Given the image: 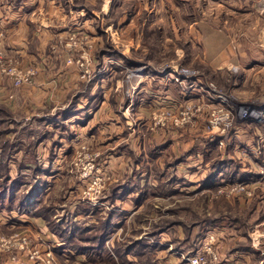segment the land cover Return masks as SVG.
<instances>
[{
	"label": "rangeland",
	"instance_id": "1",
	"mask_svg": "<svg viewBox=\"0 0 264 264\" xmlns=\"http://www.w3.org/2000/svg\"><path fill=\"white\" fill-rule=\"evenodd\" d=\"M60 1L71 29L54 45L73 65L68 83L40 108L0 103V171L8 164L18 181L13 201L0 203V264H189L212 233L221 264L229 255L264 264V147L241 144L235 125L223 139L209 127L217 94L194 98L260 100L264 81L248 96L230 89L234 73L201 47L204 31L238 37L253 27L264 0ZM13 58L33 66V82L37 66ZM223 160L258 171L246 178L250 192L230 191L241 180L211 183ZM36 180L31 212L21 197ZM14 236L27 248L13 249Z\"/></svg>",
	"mask_w": 264,
	"mask_h": 264
},
{
	"label": "crops",
	"instance_id": "2",
	"mask_svg": "<svg viewBox=\"0 0 264 264\" xmlns=\"http://www.w3.org/2000/svg\"><path fill=\"white\" fill-rule=\"evenodd\" d=\"M262 3L260 4L263 5ZM64 11L60 0H0V29L4 30L5 51L11 57L20 58L24 65H35L38 68L34 81L20 87H15L7 76H0V103L15 109L14 107L22 103L30 102L32 108H40L42 105L46 106L45 102L55 100L60 93V87L68 83L70 75L64 76V73L73 65L66 64L68 53L64 48L61 49L58 44L54 45V40L64 37L71 29L70 24L61 21ZM253 15L256 23L254 22L251 28L243 29L238 37L235 30L228 34L206 33L199 24L196 26L205 34L203 45H200L207 56L206 60H210L216 69L229 67L234 73L230 89L238 90L244 96L253 93L257 89V84L259 82L263 84L264 81L260 78L264 72V13ZM235 38L240 41L237 47L231 43V39ZM138 79H142L141 75L137 77ZM202 83L208 88V82ZM261 92L263 95L260 100L249 103L262 109L264 113V88ZM210 93L214 92L207 90L204 92L205 97L201 92L194 98L204 99L209 97ZM232 131L237 134L241 144L253 148L264 147V114L259 119L238 121ZM236 152L239 155L242 151L240 152L237 147ZM231 157L227 156L224 159ZM256 160L261 161V158L252 157L248 162L257 170ZM259 173L262 175V172ZM229 257L230 255L223 259L224 264L234 262L233 258Z\"/></svg>",
	"mask_w": 264,
	"mask_h": 264
},
{
	"label": "built area",
	"instance_id": "3",
	"mask_svg": "<svg viewBox=\"0 0 264 264\" xmlns=\"http://www.w3.org/2000/svg\"><path fill=\"white\" fill-rule=\"evenodd\" d=\"M3 39L4 30L0 29V76H7L15 86L31 82L35 74V69L33 68V66L20 67L18 65V62L13 57L9 56L5 51L3 47ZM79 61H81L82 64L86 63V61H89L88 54H82L81 58H79ZM187 71L189 72V70L185 68L184 71L179 70L178 73L183 76H187ZM214 94H217V96L214 98L216 99V101H213L215 102V105L212 107V117H210L209 120V127L216 131L222 132L223 139L226 133L229 132L228 130H230L235 125L237 119L246 120L249 118L259 119L263 117V110L258 108L257 106H254L248 102L237 100L233 96L223 94L217 90L216 92H214ZM223 139L221 144L224 143ZM262 179H264V174L259 176V178L256 180ZM249 182H251L249 179L241 180L237 184L235 183L231 187L230 191L233 192L247 190L248 192H250ZM218 191L222 192L224 191V188L221 186L219 187ZM215 239L216 238L213 233L209 235L207 239L203 242L199 250L189 256H186L188 263L221 264V255L218 250L214 247ZM27 243V237H23V239H21L20 237L14 236L12 239V247L13 249H17L18 251L26 249ZM9 248H11V246H9Z\"/></svg>",
	"mask_w": 264,
	"mask_h": 264
},
{
	"label": "trees",
	"instance_id": "4",
	"mask_svg": "<svg viewBox=\"0 0 264 264\" xmlns=\"http://www.w3.org/2000/svg\"><path fill=\"white\" fill-rule=\"evenodd\" d=\"M73 110L74 109L66 111L67 113L64 114V116H68V115L70 116V114ZM0 111H1V109H0ZM11 144L12 145L14 144L13 141ZM207 151L209 152L210 149H207ZM8 155H9L8 156L9 159L11 157H13L11 153H9ZM227 161L228 160H223L221 162L222 167H220L218 169V172H216V177H215L216 179L211 180L212 184H215L217 180H220L221 178H224V177L229 181H234V180H244L250 176L254 177V176L259 175V173H257V172H251L249 170H245L246 164L244 166H243V164L241 165L240 163L235 164L236 166L231 169L229 166L230 162L227 163ZM5 162L9 163V161L7 159L5 160ZM232 162L234 163V160L231 161V164H233ZM213 164H215V162ZM35 169H37V167ZM5 171L6 172L0 171V203L1 204L3 202H5L6 198H7V201H9V200H10V202L13 201L12 197L14 196V192L16 190L15 187L17 186V182H18L17 178L11 177L10 172H8L9 171V165L8 164L6 166ZM236 173H239V175H237ZM217 174H218V176H217ZM220 174H222V175L224 174V176H220ZM8 177H9V180H8ZM40 189H41L40 181H38V180H36L35 182H33V184L28 186V189L25 190L26 192L24 191L22 193L23 196L21 197V199H22L21 205H23L25 207V205L27 204V206L29 207V211L33 212L31 206H33L37 202V200L39 198V194L41 192ZM32 196H35V197L31 198ZM45 215H48V212H47V214L45 213ZM105 233L106 232L102 233L101 238L104 237ZM98 244H100V241L98 242ZM82 247L85 248L86 246H82Z\"/></svg>",
	"mask_w": 264,
	"mask_h": 264
}]
</instances>
